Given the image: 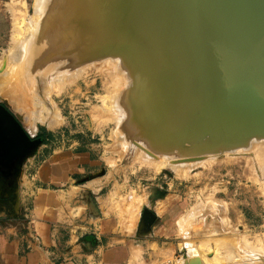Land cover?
I'll return each mask as SVG.
<instances>
[{"label":"rangeland","instance_id":"obj_1","mask_svg":"<svg viewBox=\"0 0 264 264\" xmlns=\"http://www.w3.org/2000/svg\"><path fill=\"white\" fill-rule=\"evenodd\" d=\"M36 3L0 0V230H27L34 203L27 180L43 161L53 154L65 157L64 152L70 156L73 151L87 157L89 152L101 185L94 190L97 200L91 193L86 201L99 202L109 220L119 219L126 231L137 228L143 215L145 236L160 219L167 222L171 233L159 241L178 244L171 264H256L257 259L261 264L264 133L240 139L191 122V99L169 81L178 84L176 64L160 68L162 81L171 88L162 84L161 96L151 102L143 98L142 86L150 77L143 58L156 54L148 37L157 20L132 10L129 0H119V7L128 10L122 11L126 25L118 23L103 40L73 31L63 44L54 43L51 53L32 67L33 78L20 92L22 73L10 57L11 35H28ZM165 101H173L174 112L179 102L185 106L181 115L177 109L182 120L174 126L155 109L167 106ZM89 177L78 175L76 182L82 185ZM32 185L30 190L39 188L38 182ZM71 185L63 186L69 194L82 187ZM164 202L165 208L158 207ZM167 210L171 218L165 217ZM89 236L94 237L83 239ZM186 242L197 255L188 254ZM150 257L146 263L152 264Z\"/></svg>","mask_w":264,"mask_h":264},{"label":"bare ground","instance_id":"obj_2","mask_svg":"<svg viewBox=\"0 0 264 264\" xmlns=\"http://www.w3.org/2000/svg\"><path fill=\"white\" fill-rule=\"evenodd\" d=\"M35 1L38 3L34 13L28 16L33 23L27 29L28 35L24 39L11 35L14 47L10 57L18 62L17 70L22 73L21 81H17L20 92L33 78L32 67L44 60L45 54L51 53L54 43L63 44L73 31L88 33V39L97 36L103 40L108 30L118 23L126 25L123 14L128 10L119 7V0ZM129 1L132 10L135 7L136 12L157 20L152 26V36L148 37L156 46V54H151L154 57L149 56V60L143 58L147 66L150 65L148 83L142 86L143 98L151 102L161 96L162 84L166 89L171 88L168 81L161 79L162 63L169 68L176 64L178 84L174 79L169 81L183 90L185 98L191 99V122L205 124L240 139L264 133V1ZM111 12L112 15L107 17ZM131 18L134 20L132 13ZM93 22H96L95 26ZM254 25L259 29L257 33L253 32ZM13 26L11 32L15 33L17 26ZM229 46L231 51L227 49ZM191 48L197 52L194 54ZM165 102L169 109L164 104L155 109L163 116L166 113L164 121L174 126L182 120L177 109L181 115L185 106L179 102L174 112L173 101ZM184 245L188 254L197 253L188 242ZM260 263L264 264V259Z\"/></svg>","mask_w":264,"mask_h":264},{"label":"crops","instance_id":"obj_3","mask_svg":"<svg viewBox=\"0 0 264 264\" xmlns=\"http://www.w3.org/2000/svg\"><path fill=\"white\" fill-rule=\"evenodd\" d=\"M64 153L65 157L53 154L43 161L27 180L29 188L24 186L25 190L28 188L27 195L32 193L34 197L27 230L24 233L12 228L0 230V264H143L149 255L152 264H171L169 257H173L178 244L165 241L160 245L159 241L160 236L171 233L167 222L161 223L160 219L152 233L145 236L147 231L139 229L140 221L131 231L124 230L119 219L110 221L107 208L99 202L94 205L92 199L91 204L86 201L91 193L95 197L94 190L101 185L97 181L101 177L96 178V161L90 160L89 152L87 157L83 152L72 151L70 156ZM87 173L90 177L84 184H79V179L76 182V176L80 178ZM37 182L39 188L30 190V185ZM68 184H73L72 188L82 187L69 194L63 188ZM167 202L158 207L165 208ZM165 217L171 218L170 210ZM88 235L94 236V243L83 239Z\"/></svg>","mask_w":264,"mask_h":264},{"label":"water","instance_id":"obj_4","mask_svg":"<svg viewBox=\"0 0 264 264\" xmlns=\"http://www.w3.org/2000/svg\"><path fill=\"white\" fill-rule=\"evenodd\" d=\"M259 1L262 2V1H264V0H256L255 3H258ZM253 3H254V2H253ZM254 6H255V4H254ZM255 27H256V25L253 26V28L255 29V30H253V32H256V33H257L259 29H256ZM227 49L231 51V47H230V46H229ZM1 108H2V107H0V109H1ZM146 213H147V212H146ZM142 217H143V215H142ZM142 217H141V220H140L139 229H144L145 231H148V229L146 228V227H147L146 224L143 225V226H141V223H142ZM147 218H148V219L150 218V212H149V216H148ZM149 221H151V219H149ZM87 240L90 241V243H94V241H95L94 237H92V236L87 237ZM185 255H186V253H184L183 257H185ZM185 264H188V263H185Z\"/></svg>","mask_w":264,"mask_h":264}]
</instances>
